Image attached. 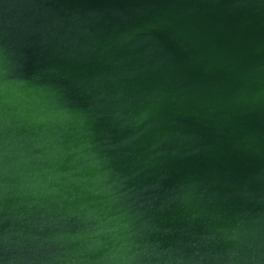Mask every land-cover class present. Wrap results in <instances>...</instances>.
<instances>
[{
    "label": "water",
    "instance_id": "1",
    "mask_svg": "<svg viewBox=\"0 0 264 264\" xmlns=\"http://www.w3.org/2000/svg\"><path fill=\"white\" fill-rule=\"evenodd\" d=\"M0 264H264V0H0Z\"/></svg>",
    "mask_w": 264,
    "mask_h": 264
}]
</instances>
